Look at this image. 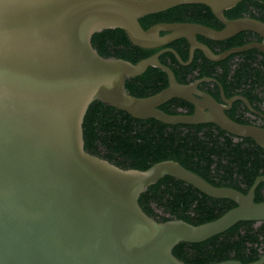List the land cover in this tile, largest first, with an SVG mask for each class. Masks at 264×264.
<instances>
[{
	"label": "water",
	"instance_id": "obj_1",
	"mask_svg": "<svg viewBox=\"0 0 264 264\" xmlns=\"http://www.w3.org/2000/svg\"><path fill=\"white\" fill-rule=\"evenodd\" d=\"M243 0H0V264H188L174 253L180 242L197 243L239 221H264V201H255L258 176L247 193L216 186L175 160L145 170L122 168L85 149L83 123L100 100L136 118L165 124L213 123L264 148V128L229 117L235 99L219 103L199 90L202 78L180 83L159 57L171 52L188 65L195 50L217 62L250 49L264 53V22L225 11ZM182 4H204L223 28L196 22H161L144 29L139 19ZM121 28L142 48H162L185 38L189 59L165 47L137 63L102 56L94 34ZM252 31V41L215 53L201 35L223 41ZM164 32L165 34H162ZM157 67L168 86L146 97L131 95L126 80ZM180 98L191 114L160 106ZM165 176L236 206L199 225L181 219L157 221L139 203L143 192ZM210 264H245L231 259ZM246 264H264L262 256Z\"/></svg>",
	"mask_w": 264,
	"mask_h": 264
},
{
	"label": "trees",
	"instance_id": "obj_2",
	"mask_svg": "<svg viewBox=\"0 0 264 264\" xmlns=\"http://www.w3.org/2000/svg\"><path fill=\"white\" fill-rule=\"evenodd\" d=\"M228 18L250 16L264 22V0H243L225 11ZM144 29L161 22H196L215 29L223 24L204 4H182L139 19ZM257 36V37H256ZM258 38V39H256ZM261 40L255 32L243 31L223 41L200 38L215 53L248 42ZM93 46L105 57L132 63L147 58L162 48L147 49L133 44L121 28L94 34ZM184 61L189 59L186 39L171 42ZM160 61L169 66L180 83L202 76H213L227 95L239 92L252 102L264 100V53L250 49L211 61L196 50L189 65L181 64L171 52ZM254 75L261 78L254 79ZM252 79V80H250ZM127 91L137 97L153 95L168 86V77L157 67L126 80ZM205 85L210 87V83ZM217 89V88H216ZM209 92L218 96L217 90ZM242 105L236 106L240 109ZM170 114H191V103L173 98L160 106ZM244 116V115H242ZM231 118L248 123L243 117ZM85 149L122 167L145 170L164 160H175L216 186L232 187L247 193L258 176L264 175V148L252 138L235 136L216 124H165L154 118H136L100 100L94 101L83 123ZM255 201H264V182L256 188ZM143 210L157 221L181 219L193 225L215 220L236 206L230 199L210 197L193 185L172 176L152 184L139 198ZM264 252V221H239L228 230L197 243L180 242L173 253L188 264H210L225 260L250 263Z\"/></svg>",
	"mask_w": 264,
	"mask_h": 264
},
{
	"label": "flooded vegetation",
	"instance_id": "obj_3",
	"mask_svg": "<svg viewBox=\"0 0 264 264\" xmlns=\"http://www.w3.org/2000/svg\"><path fill=\"white\" fill-rule=\"evenodd\" d=\"M223 28V26H222ZM162 34H165L164 32H162ZM257 34V33H256ZM258 35V34H257ZM259 37H261L260 35H258ZM257 37V36H256ZM198 40H200V38H204V39H207V40H210L208 38H205L201 35H198L197 36ZM182 39H185V38H180V39H177V40H182ZM258 39V38H256ZM254 39V41H262L263 38L261 37V40H256ZM175 40V41H177ZM174 42V41H173ZM202 42V41H201ZM204 43V42H203ZM166 47V46H165ZM163 47V48H165ZM171 48V47H170ZM258 50V49H257ZM196 51V50H195ZM263 53V52H262ZM194 56H195V52H194ZM193 60H194V57H193ZM193 60L191 61V63L193 62ZM225 60V59H224ZM188 61V60H187ZM190 63V64H191ZM189 65V64H188ZM205 77H209L211 78V80H205V81H201L199 84H198V88L199 90L201 91H204V92H207V93H210L209 92V88H213L215 90H217L218 92V96H214L212 93H210L219 103L223 104L224 106H228L229 104L226 103L224 101V97H223V94H222V90L224 92V96L225 98L227 99H232L234 97H238V96H242V97H245L249 103H250V106H248L242 99H235L232 104L230 105V107L228 109H225V112L226 114L231 117V115L233 114L235 117L237 118H240L242 116L245 120L248 121V124H253V125H257L259 127H263L264 128V100L262 99L260 102H252L246 95H244L243 93H239V92H235V93H232V94H229L227 95L226 91L224 90V87L223 85L218 81L217 78L213 77V76H202V77H199L195 80H193L192 82L190 83H194L202 78H205ZM252 78L254 79H257V78H261L259 75H254ZM252 80V79H250ZM206 82H209L210 83V87L208 85H205ZM190 83H187V84H190ZM185 84V83H184ZM217 88V89H216ZM240 106V109H237L236 106ZM193 106V105H192ZM193 111H194V106H193Z\"/></svg>",
	"mask_w": 264,
	"mask_h": 264
}]
</instances>
